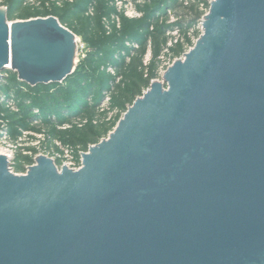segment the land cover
<instances>
[{
  "label": "water",
  "instance_id": "95a60500",
  "mask_svg": "<svg viewBox=\"0 0 264 264\" xmlns=\"http://www.w3.org/2000/svg\"><path fill=\"white\" fill-rule=\"evenodd\" d=\"M202 29L80 169L0 155V264H264V0H212ZM76 45L0 9V83H63Z\"/></svg>",
  "mask_w": 264,
  "mask_h": 264
},
{
  "label": "rangeland",
  "instance_id": "374dc122",
  "mask_svg": "<svg viewBox=\"0 0 264 264\" xmlns=\"http://www.w3.org/2000/svg\"><path fill=\"white\" fill-rule=\"evenodd\" d=\"M211 2L0 0V9L20 4L23 16L29 15L10 22L42 18L31 13L45 10L72 17L75 8H82L81 16L73 19L74 72L86 63V81L73 77L49 87H19L17 74L2 73L4 85L7 77L15 82L8 91L11 96L0 93V155L11 159L13 173L27 174L41 156L55 161L59 169L69 161L78 165L91 147L109 138L135 101L194 48ZM109 48L113 51L106 53ZM91 53L96 57L89 64ZM78 82L82 91L75 94L70 86Z\"/></svg>",
  "mask_w": 264,
  "mask_h": 264
},
{
  "label": "trees",
  "instance_id": "16d2710c",
  "mask_svg": "<svg viewBox=\"0 0 264 264\" xmlns=\"http://www.w3.org/2000/svg\"><path fill=\"white\" fill-rule=\"evenodd\" d=\"M22 3H23V1L20 2V4H22ZM20 4H19V6H16L15 8H9L7 10L8 11V19H9V21H14L18 16L29 17V15L28 16H23V15H25L24 14L25 12L20 7ZM80 9H82V8H75L74 9L75 11H73V15L74 16H72V17L70 16V14L67 15L65 12L61 14L59 11H56V10H53V11L52 10L36 11V12L31 13V15H32V17H42V18L49 17V16H55V17L57 16L59 18L60 23L63 26H65L66 28H69L74 33H77L76 30H75V23H74L73 19L78 18V17L81 16L82 10H80ZM112 51H113V48L112 49L109 48V49H107L106 53H110ZM94 55H95L94 53L90 54V58L87 60V62L89 64H91V61L96 57ZM97 58H101V56H97ZM105 58H106V56H105ZM107 59H110V57L108 56ZM83 66H86V63H85V65H84V63L81 64L80 67L77 69V71L74 72V74H72L71 76H69L66 79V82L68 80H70L71 78H73V77H77V78H75L77 81L78 80H80V81H84L85 80L86 81L87 78L86 77L84 78V76H85L84 72L85 71L83 70V68H84ZM7 72L11 73V74H16L15 72H13L11 70H7ZM75 73H77V74L75 75ZM5 79H6L7 83H6V85H4L5 83H3V82L1 83V85H0V93L3 95V92H4V94L9 97L11 95H8V93H9L8 91L11 90V87H14L15 82L13 80H10V78H8V77L5 78ZM17 81H18L19 87H31V86H29V85H27L25 83L20 82L19 80H17ZM78 83L79 84L76 85V86L75 85H71L70 86V89L75 94H79V92L82 91V90H80L81 89L80 85H81L82 82H78ZM2 85H4V86H2ZM51 85H57V84L39 85L37 87H40V86L49 87ZM80 98H82V97H80Z\"/></svg>",
  "mask_w": 264,
  "mask_h": 264
},
{
  "label": "built area",
  "instance_id": "2783aa9c",
  "mask_svg": "<svg viewBox=\"0 0 264 264\" xmlns=\"http://www.w3.org/2000/svg\"><path fill=\"white\" fill-rule=\"evenodd\" d=\"M65 166L66 167H68L69 166V168L70 169H72V170H78V169H80L81 168V166H82V157H81V159H80V162H79V164L77 165L76 163H74V162H67V164H65Z\"/></svg>",
  "mask_w": 264,
  "mask_h": 264
}]
</instances>
